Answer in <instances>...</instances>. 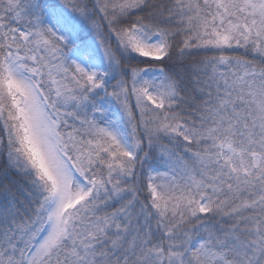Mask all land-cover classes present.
I'll list each match as a JSON object with an SVG mask.
<instances>
[{
    "label": "snow or ice",
    "instance_id": "snow-or-ice-1",
    "mask_svg": "<svg viewBox=\"0 0 264 264\" xmlns=\"http://www.w3.org/2000/svg\"><path fill=\"white\" fill-rule=\"evenodd\" d=\"M0 264H264V0H0Z\"/></svg>",
    "mask_w": 264,
    "mask_h": 264
}]
</instances>
